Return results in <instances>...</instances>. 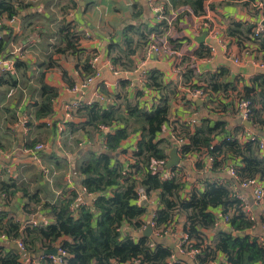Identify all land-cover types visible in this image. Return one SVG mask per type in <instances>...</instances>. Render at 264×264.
Masks as SVG:
<instances>
[{
  "label": "crops",
  "instance_id": "crops-1",
  "mask_svg": "<svg viewBox=\"0 0 264 264\" xmlns=\"http://www.w3.org/2000/svg\"><path fill=\"white\" fill-rule=\"evenodd\" d=\"M35 2L25 11L19 10L11 25L0 26V38L5 41L4 49L0 52V185L13 183L26 187L30 192L37 191L45 203H55L64 193L69 195L76 190L79 202L91 205L95 195L86 194L79 186L75 168L88 160L91 154L105 151L103 136L93 128L83 129L84 118L76 113L74 118L65 122L62 140L57 143L56 127L64 119L63 106L78 99L82 102L93 100L103 108L120 104L124 98L138 103L142 100L141 96L137 97L144 87L142 78L145 79V73L154 69L161 72L165 84L172 82L177 87L173 76L175 71L170 65L175 56L162 54L155 62H149L144 70H133L127 76H117L109 68L110 64L122 69L111 60V57L122 56L121 49L111 52L110 46L121 44L126 25L143 23L155 26L156 19L147 0H50L49 5L47 0ZM246 3L247 0H210L204 11L212 13L213 24L221 26L222 32L227 35L232 22L251 25L254 21L252 5ZM196 23L189 13L182 11L167 36L173 50L181 52L188 58L186 61H195L199 68L196 82L211 91L209 103L197 101L186 94L180 101L171 99V125L186 141L189 127L182 117L195 120L196 125L203 118L220 120L225 123L224 129L229 133L239 132L240 127L245 128L236 123V120H243L235 113L234 101L242 97L247 89L255 87V77L264 78V67H259V63L264 61V52L255 50L258 46L250 34L226 37L230 56L238 57L241 61L235 65L226 58L225 49L220 46L213 44L216 52L209 53L207 31L201 27L197 29ZM158 30H162V27ZM219 37L224 38V35L219 34ZM134 39L136 42L137 37ZM214 41L217 40L211 42ZM244 47L250 50L251 57L243 55ZM93 56L99 58L96 69L100 76L81 92H71L88 77L85 70ZM135 56H132L133 63ZM6 61L13 64L12 72L6 71ZM17 61L22 65L16 67ZM212 76L216 77L213 80L219 85L216 91L209 86L213 81ZM41 83L54 89L56 96L52 100L51 115L37 118L35 113L41 101ZM248 130L264 138V128L252 125V129ZM161 135L168 138V129H163ZM138 140L139 132L132 133L121 143L120 153L111 154L123 163L127 157L133 156ZM37 143L45 144L46 149L29 152ZM195 153L187 154L190 157L187 156L188 160L184 161L181 169L180 174L186 182L184 196L191 190L204 192L205 183L230 182L236 197L241 202V199L244 200V208L259 222L262 211L260 205L254 202V188L242 187L238 178L230 174L227 163L231 158L220 154L211 169L204 170L201 163L194 162L192 156ZM44 169L50 171L48 180L43 175ZM1 194L0 206L5 198ZM84 194L86 197H83ZM11 203L23 214L25 199L20 193L15 194ZM157 206V195L153 194L147 215L143 217L145 221L150 220ZM215 214L221 219L219 227L228 229L229 225L222 220L219 209L215 210ZM32 220L46 224L52 222L46 211H38L28 221ZM183 222L184 217L179 215L170 228L174 236L165 239L175 243L183 234ZM255 232L264 242L263 223H259ZM204 234L208 240H212L214 231ZM12 244L0 241L1 248ZM27 255L30 257L31 254ZM195 257L188 256L185 264H198Z\"/></svg>",
  "mask_w": 264,
  "mask_h": 264
},
{
  "label": "trees",
  "instance_id": "trees-1",
  "mask_svg": "<svg viewBox=\"0 0 264 264\" xmlns=\"http://www.w3.org/2000/svg\"><path fill=\"white\" fill-rule=\"evenodd\" d=\"M209 1L166 0L165 14L170 9L188 7L194 15H202L205 4ZM254 1L247 0L246 5H253ZM49 3L50 0H47L48 5ZM30 6L29 3L24 4V0H0V17L10 19L19 10L25 11ZM163 24L162 21L152 27L143 23L126 25L121 44L110 46L111 52L115 49L122 51L121 57H111L112 63L119 64L123 71H133L135 65L132 56L143 50L148 43V35ZM251 29L252 25L232 22L227 35L234 37L250 34L251 37ZM134 37H137L136 42ZM259 39L258 51L264 52V36ZM4 46L5 41L0 39V52ZM21 65L17 61L16 67ZM85 72L87 76L92 74L88 65ZM188 75L189 72L185 73L184 79H189L186 77ZM214 78L216 79L212 76L211 80ZM145 80L147 87L159 92L158 105L154 109H143L139 102L124 98L122 103L105 108L98 103L84 105L77 112L84 118L81 125L83 129L90 127L97 130L99 125L119 124L113 133L103 136L105 151L115 154L120 151L121 143L132 133L140 134L133 154L135 163L128 174L122 175L124 163L103 152L91 154L88 160L76 166L79 186L86 194L95 195L91 205L78 202L79 193L76 190L69 195L64 193L55 203H45L41 201L37 191L29 193L26 187L13 183L0 185V193L6 195L0 206V235H5L9 242L19 240L23 245V251L9 246L0 247V264H23L22 259L26 254L54 248L65 252L60 264H128L135 260H139L140 264H185L178 260L171 261L175 254L168 246L156 243L151 237L137 236L150 223L155 232L168 230L179 215L184 217L183 233L191 242L189 246L201 249V253L195 257L198 264H208L218 255L225 258L226 264H264V249L255 235L259 223L264 224V215L261 214L259 222L252 215L247 216L243 203L236 197L230 182L205 183L204 192L191 190L184 196L186 182L182 180V176L175 173L171 179L162 180L158 174L152 173V161H161L166 167L169 152L174 146L170 139L161 134L163 127L169 122L170 102L177 91L175 83L163 82L158 70L146 72ZM253 82L255 90L247 89L242 97L252 105L250 122L263 129L264 78L257 76ZM209 86L213 91L219 87L214 80ZM40 88L41 101L35 113L37 118L51 115L52 100L56 96V91L47 85L41 83ZM139 96H142L141 93H138L137 97ZM224 126V122L212 121L210 118L201 119L192 132L187 126L190 133H186L188 145L183 148L182 153L206 149L213 139H218L219 144L210 153L216 158L220 154L228 155L237 162L239 165L236 166V173L240 181L258 178L264 183V155L258 152L259 138L240 145L235 140L223 138L230 135L231 139L236 134L226 132ZM170 171L175 172V169L171 168ZM138 188L144 191L146 200L141 202L143 204L137 201ZM16 193H20L25 199L23 214L30 218L38 214V211H46L52 222L33 224L31 221L19 220L10 211L11 201ZM153 194L157 195L158 206L147 222L143 217L147 215L149 200ZM75 203L74 213L70 206ZM218 209L223 217L228 218V229L215 226L219 221L215 214ZM206 231H214L212 240L205 237ZM248 231L251 234H247ZM189 246L186 248L189 249ZM47 256L36 260L40 264H55Z\"/></svg>",
  "mask_w": 264,
  "mask_h": 264
},
{
  "label": "built area",
  "instance_id": "built-area-1",
  "mask_svg": "<svg viewBox=\"0 0 264 264\" xmlns=\"http://www.w3.org/2000/svg\"><path fill=\"white\" fill-rule=\"evenodd\" d=\"M75 1V0H72ZM166 0H147L148 6L151 10V12L154 15L155 20V25L160 24L162 21L164 22L162 27V30H157L155 32H152L148 35V43L147 45L143 48L142 51L138 52L137 55L135 56V70H144L146 68V65L149 62H155L159 56L162 54L166 56H175V58L171 61V69L173 68L175 71V74L173 76L175 77L174 80L177 81V95L173 98L174 100H181L184 95H189L193 99L196 100H203L205 103L210 102V97L209 95L211 94V91L205 87L200 85L198 82H196V76L199 74V68L197 67L195 61L190 60L186 61L188 58H186L184 55H181V52L177 51L176 49L173 50L172 45L168 42L167 36L169 35L170 28L174 25V23L177 21L178 17L181 15V12H187L189 13L196 21V28L199 29V27L205 29L207 31V45H208V50L210 54H214L216 52V47L213 46L217 45L225 49V54L226 58L230 59L235 65L240 64V59L238 57L232 58L230 56L229 50H227V41L226 37H229L226 35L225 32H222V27L221 26H215L211 20L212 13L209 11H204V14L202 15H194L191 10L188 7H180L178 9H173L165 14V2ZM209 2H206L205 7L208 6ZM252 11H253V16H254V21L252 22V29H251V39L253 42L256 44L260 41V37L264 36V0H255L253 5H252ZM210 13V14H209ZM5 16L0 17V26L2 25H11L15 21V16H13L10 19L5 18ZM219 34L224 35V38L219 37ZM87 36V34H86ZM1 39V38H0ZM212 40H217L214 42H211ZM242 53L246 57H251L249 54L250 50L247 49V47H244ZM255 50L258 51V47L255 48ZM99 58L97 56H93L90 61L88 62L89 67L91 70H93V74L90 76L86 77L85 80L81 85L78 87H74L71 89V92L73 93H78L81 92L83 89H85L92 81L100 76L99 70L96 69L97 62ZM111 71L117 76L119 75H124L127 76L129 73L128 71H123L118 68H114L112 65H108ZM259 67L263 68L264 67V61L259 63ZM14 70L13 64L10 61H6V71L7 72H12ZM189 72L190 77L188 81L184 79V74ZM143 79V84L144 87L142 88V100L139 101L140 106L143 109L146 110H151L154 109L158 105V100H159V92L156 91V89H152L150 87H147L146 85V80ZM172 99V100H173ZM171 100V101H172ZM93 103V100H88L86 102L82 101H72L71 103L65 104L63 106L64 108V119L62 122L59 123V125L56 127L57 134L55 136V141L57 143H60L62 140L63 132H64V125L66 121H70L74 116L76 115L77 111L83 107L84 105H91ZM234 110L235 113H237L243 121L250 122L251 119V113H252V105L251 102L244 98V97H238L234 101ZM182 120L185 121L186 125L190 127V129H193V127L196 125V121L193 119H189V117H182ZM169 122L165 124L163 129H168L169 135L168 138L172 141L173 147L177 148V153L180 155V164L176 165L173 167L175 169V172L170 171L167 167H164L163 162L161 161H152L151 167H152V173L153 174H158L159 177L162 180H168L171 179L175 173H177L179 176H182L181 169L183 166V163L185 160H188L190 157L187 154L182 153L183 148L188 145V141L184 139L183 137L179 136L174 131L173 126L171 125V120H168ZM24 126V125H23ZM119 124L118 123H113L109 126L107 125H99L97 127V130L101 132V135L104 136L105 134L108 133H113L116 129H118ZM226 140H231V141H237L240 145H244L250 140H254L256 138H259L258 141V152L260 155H264V138H260L257 135L251 133L248 129L243 128L239 132H237L235 135L231 136L226 135L223 137ZM103 143L104 139L102 137ZM139 140H140V134H139ZM138 140V141H139ZM218 139H213L211 142L210 146L208 148L201 149L200 151L196 152L193 157L194 162L196 163H201L203 165L204 170L211 169V167L215 164L217 161V158L214 154L210 153L214 149L215 146H217ZM104 145V144H103ZM105 148V147H104ZM46 149L45 144L43 143H37L35 146L29 151V152H42ZM136 147L134 152H136ZM133 152V154H134ZM120 153V151H119ZM119 156V154H118ZM188 156V158H187ZM117 159V158H115ZM123 163L125 164V169L122 172V175L128 174L131 170V166L134 165L135 163V158L134 156L127 157L125 160H123ZM167 165V164H166ZM227 165L229 166L230 174L236 178H238L237 173H236V166L239 165L237 162H234V160H229ZM43 175L44 177L48 180L50 171L48 169L43 170ZM182 180L184 181V176H182ZM240 181V179L238 178ZM242 187H253L254 188V202L261 207L262 215H264V183L258 180V178H251L247 180L240 181ZM137 194V201L138 203H141L146 200L144 191L142 188H138L136 190ZM2 197H5L6 195L1 194ZM242 203L244 202L243 199ZM79 202V198L77 199ZM81 203V202H80ZM75 207L76 203L72 204L70 206V209L72 212L75 213ZM243 210L247 214V216H251V214L248 213V210L244 208L243 204ZM252 219V218H251ZM220 220L215 224V226L220 225ZM222 220L224 221L225 224H228V218L227 217H222ZM31 223L36 224L35 220H32ZM150 226L152 227L153 224L150 223ZM171 228V227H170ZM165 231H153V236L157 238H166V237H172L174 234L172 233V230ZM0 241L2 242H7V238L5 235H0ZM258 243L263 247L264 249V242L259 238L257 239ZM14 243L17 248L21 251H23V245L22 243L17 240L16 242H11ZM176 248L178 249V253L181 255L185 256H197L201 253L200 248H194L190 247L191 242L188 241L187 235L185 233L182 234V236L176 240L174 243ZM190 245V246H189ZM189 246L190 248L187 249L186 247ZM65 256V252L59 248H57V256H52L48 255L49 257L55 264H60L61 263V257ZM178 260L176 255L172 257L171 261ZM23 264H40L39 261L30 259V257L26 254L24 259H22ZM128 264H140L139 260H135L133 262H130ZM208 264H226L225 258L221 255L220 257L217 256L216 259H214L211 262H208Z\"/></svg>",
  "mask_w": 264,
  "mask_h": 264
},
{
  "label": "water",
  "instance_id": "water-1",
  "mask_svg": "<svg viewBox=\"0 0 264 264\" xmlns=\"http://www.w3.org/2000/svg\"><path fill=\"white\" fill-rule=\"evenodd\" d=\"M200 104H202L201 101H200ZM236 123H237V125H242L246 129H252V125L250 122L241 121L239 119V120H236ZM103 153H107V155H109L111 158H114L113 155L111 154V152L103 151ZM179 164H180V157L178 156L177 148L173 147L169 152V160L167 162L166 167L168 169H171V168H173ZM83 197H86L85 194L83 195ZM94 198H95V196H94ZM141 204H143V203H141ZM10 211L13 214L17 215L20 219H22L25 222H27L30 219L29 216L23 215L20 211H18L15 206H12ZM247 234H251V231H248ZM238 235L243 236V234H238ZM137 236H139V237L142 236V237H146V238L151 237L153 239V241H155L156 243L164 244V245L168 246L170 248V250H172L174 252L178 261H181L183 263H186L188 261L187 256L181 255L178 253V249L176 248V246L173 242H169L165 238H157V237L153 236V229L150 225H148L146 228H144ZM10 247L20 251L15 244L10 245ZM47 255L57 256V248H54L52 250L36 251L35 254L30 255V258L36 259V258H39L41 256H47Z\"/></svg>",
  "mask_w": 264,
  "mask_h": 264
},
{
  "label": "rangeland",
  "instance_id": "rangeland-1",
  "mask_svg": "<svg viewBox=\"0 0 264 264\" xmlns=\"http://www.w3.org/2000/svg\"><path fill=\"white\" fill-rule=\"evenodd\" d=\"M36 0H24V4L29 3L31 4L30 7L34 6L37 2H35ZM169 119H171L170 115H169ZM29 191V190H28ZM34 190H32L31 192L29 191V193H33Z\"/></svg>",
  "mask_w": 264,
  "mask_h": 264
}]
</instances>
